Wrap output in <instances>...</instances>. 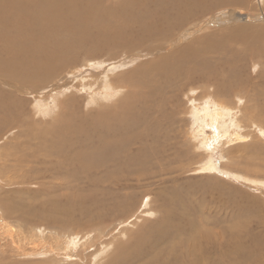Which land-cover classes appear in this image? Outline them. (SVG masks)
I'll list each match as a JSON object with an SVG mask.
<instances>
[{
  "label": "bare ground",
  "instance_id": "1",
  "mask_svg": "<svg viewBox=\"0 0 264 264\" xmlns=\"http://www.w3.org/2000/svg\"><path fill=\"white\" fill-rule=\"evenodd\" d=\"M105 1L0 0V40H3V46L0 48V77L6 80L7 78L13 79L17 82H39L41 84L55 74H65L67 69H75L72 71L74 72L82 66L89 65L87 71L91 72V76H82L79 78L81 81L77 84V89L81 90L82 95H64L62 106H65L67 113L62 107L64 112L57 117L58 114L51 108L52 106H49L51 109H45L51 115L49 116L52 118L51 122L58 119L50 129L47 127L46 129L40 128L39 126L37 129L38 134L35 136L45 140L39 145L35 144L29 158L25 156V159L35 158L37 160L35 157L38 154L37 152H42V158L44 159L41 164L42 167L31 169L33 173L36 171L38 173L35 174L43 176L42 174L45 175V173L50 172L49 175L51 174L52 178L59 182L58 184L81 185V183H84L90 187H95V191H106L104 194L105 200L102 198L97 200L95 197L93 200L97 205H100V208L119 212L121 217H125L136 206L135 204L131 210V206L134 205L132 201L134 197L129 194L130 186L127 183L135 182L133 186L137 188L138 184L146 181L145 176L147 180L153 179L155 181L153 183L162 181L160 177L168 175L172 171L170 166L181 159L176 158L173 153H169L164 157L161 156L160 144L158 145L156 142L158 140L164 145L165 149H168L165 144L168 136L166 133L161 135L160 132L161 129L165 131L168 128V124L162 125L161 121L165 119L167 122V116L164 114L166 113L167 104L162 102V96L168 93L181 92L183 94L181 96L184 97L183 90L188 87L187 85L196 84V75L205 77L208 81L215 80V89L212 86L208 88V85H206V91L203 90V94L200 92L203 96L197 97L198 102L196 103L198 104L196 105H199V107H194L190 113L197 122L202 123L206 120L209 124L207 126L213 131V140H216L218 145H226L232 139L237 143L241 140L264 138V125L262 120H255L256 111L253 107L250 106L249 111L248 106L236 107L234 102V104L229 101L227 103L222 98L229 95H233L236 99H239V96L249 97V90L245 87L247 84L243 83L242 79L237 76L235 69H239L238 64L247 60L246 57L249 58L248 60L252 59L251 61L258 57L264 58V48L257 45L258 40H256L261 37L260 34L264 35V30L257 27L264 24V13L259 16L261 17V23L254 24L252 23L254 19L251 18L240 19L242 22L238 24L232 21L224 22L222 25L226 26L223 28L224 32L220 33L219 43L213 39H204L202 43L200 42L201 44H197L202 46L201 49L191 43H185L186 45L180 44L176 51L166 53L164 50L167 48V44H171V41L178 36L183 38L187 36L189 32L185 29L192 26L195 20L202 18L201 15L204 13L216 7L218 9L219 7L228 8L229 5L238 8V12L244 13L242 10L248 6L246 5L248 0H122L112 6L107 5ZM259 2L261 4V1ZM240 9L241 11H239ZM250 25H254L255 28H251ZM193 26L195 25L193 24ZM14 29H22L23 32L20 31V33L27 32L24 39H20L19 37L23 34L19 36L16 31L14 38H12ZM251 33L256 37V41L253 45L248 46L251 42V36H249ZM206 35L208 37L212 36L204 34L202 37ZM11 39L16 42L11 43L13 42ZM196 40L194 39L195 42ZM142 42L147 43V46ZM238 46H242L243 50L239 51L236 48ZM155 52L163 54L153 61L150 60L151 62H144L132 68L130 71H115V68L113 70L110 67L112 71L105 74V72H100V70L91 67V65L100 63L99 60L104 57H107L112 65L114 63L125 64V59L139 56L141 60L142 55L145 58ZM212 53H215L217 57L220 56L218 57L220 59L218 63H221L224 59L222 62L225 63L223 64L225 70H221L220 74H217V72L212 73L211 66L213 64L209 63L207 59H212ZM81 56H85V58L80 59ZM152 72L159 73L163 82L157 81L155 77L156 84L153 87L152 84L147 87L149 84H146L144 76H149ZM17 87L25 89L24 86ZM15 90L17 92L22 91L20 89ZM6 93H9L8 90ZM25 93L27 94V92ZM0 94H3V92H0ZM57 96H59V93ZM210 96L215 97L214 101L220 98L222 100H217L218 103L216 104L209 105L207 103L208 105H205V99ZM15 98L11 94L8 97L9 100L5 99L7 103L0 99V130L13 117V114L9 112H12L13 106L16 105L14 102L17 99L13 100ZM79 99L85 100L83 103L85 108L89 105L90 109L95 110L96 119H92L96 115L95 113H80L74 110V105H81ZM246 101L250 103V99ZM113 105L115 110L111 112ZM253 128H256L257 131ZM261 128L262 130H260ZM5 131V128L0 131V141L5 137ZM259 133H261L262 138L258 135ZM26 135L29 136L27 138L30 140L34 139V134ZM203 142H198V146H202V148L197 147V149L206 152V148L210 149L211 145L209 143L205 145V142ZM233 148L236 149L235 146ZM180 154L181 152L177 155L180 157ZM18 160H22V157ZM210 160L209 162L206 161L208 163L206 169L214 171L216 168L212 166V160ZM237 178L240 177L237 175ZM241 178L243 179V177ZM124 199H127V201L122 202ZM117 201L119 202L117 203ZM128 201L130 202L129 205H125L124 202ZM162 203L164 208L161 210L162 216L152 226L147 229L144 225L141 226V229H138L137 232L134 231L136 233L133 238L132 231L129 228L123 227L124 229L120 230L122 234L128 236V240L132 238L131 240L134 241V246L130 248L131 252L133 250L132 254L140 251V246L144 244L149 245V251H152L158 245L161 246V244L166 243L165 251L170 252L168 257L178 256L179 258L182 253L183 264H197L199 258L197 254L204 253L203 244L208 241L207 232L205 229L201 230V228L206 227L208 222L206 223L205 220L200 221V219L199 222L192 217L189 218L196 211L184 207L179 202L176 203V209L171 207V203L166 199L162 200ZM148 204L147 215L151 210V204ZM109 206H112V208H108ZM150 215L152 214L150 213ZM141 218L144 219V216L138 213L128 219L129 221L125 219L128 222L127 225L132 228L135 222H139ZM0 225H4L3 220H0ZM6 229L10 234L14 233L12 227ZM103 232L104 230L101 233ZM83 237H87L86 240L90 238L88 234ZM121 237L123 236L117 239L120 240ZM72 240V237H70V241L65 239L64 245L66 248L68 244L73 242ZM228 240H224V242L226 241L225 244L221 243L220 246L225 245V248L233 250V253L235 251L239 252L241 245L236 241L233 246L232 244L230 246ZM87 242L89 241L84 242L85 246H87ZM21 243L26 248L30 244L25 240H22ZM112 245L103 244L101 248H104V250L100 256L111 249L118 251V248L114 250V245V248H111ZM123 249L125 248H121V250ZM36 250V255H45L40 252L43 250L42 248ZM238 257L237 260L240 259L239 255ZM241 257L244 256L241 255ZM246 258L245 261H247ZM208 260L202 262H208ZM240 260L239 262H241ZM186 261H189V263H186ZM234 262L236 263V261Z\"/></svg>",
  "mask_w": 264,
  "mask_h": 264
},
{
  "label": "rangeland",
  "instance_id": "2",
  "mask_svg": "<svg viewBox=\"0 0 264 264\" xmlns=\"http://www.w3.org/2000/svg\"><path fill=\"white\" fill-rule=\"evenodd\" d=\"M120 1L122 0H106L105 2L107 5L112 6ZM259 1H261V4ZM246 5L248 6L242 10L244 13L238 12V8H234L232 5H229L232 7L228 6V8L219 7L218 9L216 7L204 13L201 15V17L203 16L202 18L193 22L195 26L192 24V26L185 29L189 32L187 36L183 38L177 35L178 37L171 41V44H167V48H165L164 52L172 53L178 49L180 44L185 43H191L201 49L202 46L200 44L204 39H213L219 43L220 33L224 32L223 28L226 26L222 24L227 21L238 24L242 22L240 19L245 20V18H251L254 19L252 23H261V17L259 16L264 13V0L263 2L262 0H248ZM239 11H241V9ZM257 27L264 30V24L258 25ZM251 28H255V26L253 25ZM21 30L22 29H14L12 38H14L16 31V34L19 36L23 34V36L19 38L24 39V35L27 32L20 33ZM204 34L212 36L208 37L206 35L208 38L206 36L202 37ZM260 35L261 37L256 39L253 33H251L249 35L251 36V42L248 46L253 45L254 42L258 40L257 45L264 48V35ZM194 39L198 41L196 40L195 42ZM11 41H13L11 43L16 42L14 39H11ZM0 43V48H2L3 40H0ZM198 43L200 44L197 45ZM145 44L147 46V43ZM236 48L239 49V51L243 50L242 46ZM239 51L237 50V52ZM162 54L161 52H155L145 58L143 55H140L142 57L141 60L139 56H137L131 59H125V64L114 63L113 65L107 57H104L99 60L100 63L91 65V67L95 68V70H100V72L103 71L105 74L108 71H112V68L113 70L115 68V71H130L132 68L144 62L148 63L155 60L156 57ZM211 55L212 59H207L209 63L213 64L211 66L212 73L217 72V74H220L222 72L221 70H225L223 69V66H225L223 64L225 63L222 62L224 59L221 63H218V60H220L218 57L220 56H215V53ZM84 58L85 56L80 57V59ZM246 59L247 60L240 62V64H238V66H240L239 69L236 68L235 70L237 76L242 79V82L247 84L245 87L249 90V97L239 96V99H236L233 95H229L228 97L222 98L226 102H234L235 104H233L236 107L248 106L249 111L250 108L253 107L256 111L254 115L255 120H262V124L264 125V58H254L253 61H251L252 59L248 60L249 58L247 57ZM83 63L84 61L82 64ZM88 66L89 65L85 67L82 66L74 72L72 71L75 69H67L65 70V74H55L51 76L49 80L41 84L39 82H34L35 84L21 81L17 82L9 78H7V82L6 79H1L0 77V92H3V94H0V99L7 103L5 99H8L11 94L16 97L13 100L17 99V103L14 102L16 105L14 104L15 106L12 108L13 113L9 112L13 114L12 119L2 128L6 129L5 137L2 139L3 141L1 140L2 142L0 141V220L4 222V225H0V264H183L181 257L182 253L179 258L178 256L168 257V253L170 252L165 251L167 247L166 243L161 244V246L158 245L152 251H149V245L147 246V244L140 246L141 250L134 254H132L133 250L131 252L130 249L134 246V241L131 239L134 237L137 230L141 229L143 225L145 229H147L160 219L162 216L161 210L164 209L162 203L164 199L171 203V207H175V209L177 206L176 203L179 202L184 207L196 211L194 215L189 216V218L192 217L194 220L199 221L200 219V221L205 220L206 223L208 222L206 227L201 228V230L205 229L207 232L208 241L203 244L204 253L201 255L200 253L197 254L199 257L198 260L196 259L197 264H264V138H262L261 133H259L258 135H260L262 139L241 140L237 143L232 139L228 141L229 145L226 143V145L220 146L216 140H213V131L207 126L209 124L206 120L202 123L197 122L192 113H190L191 109L199 107V105H196L198 104L196 103L198 102L197 97L203 96V90L206 91V85H208V88L212 86L213 89H215V80L208 81L205 77L203 78L200 75H196V84L187 85L188 87L183 90L184 97L181 96L183 95L181 92L168 93L162 96V102L167 104L166 113H164L167 116V122L165 119L161 121L162 125L168 124V128L165 129V131L161 129L160 132L161 135H165L166 133L168 136L165 142L168 149H165L164 145L158 140L156 142L158 145L160 144L161 156L164 157L169 153H173L176 158L181 159L179 162L170 166L172 167V171L168 173V175H162L160 177L162 181L153 183V179L147 180L145 176L146 181L138 184L137 188L133 186L135 182L127 183L128 186H130L128 192L134 197V199H132L134 205L131 206V210L134 208L135 204L136 206L131 212L127 213L125 217H121L119 212L100 208V205H97L93 200L94 197L97 200L101 198L105 200L106 197L104 194L106 191H95V187H90L84 183H81V185L58 184L59 182L54 180L51 174L49 175L50 172L45 173V175L42 174L43 176H41V174H35L38 172L35 171L33 173L31 171L33 168H40L44 160L42 158V152H37L38 154L35 156L37 160H35L34 157V159H28L34 145H39L45 140L36 137L38 134L37 129L39 126L40 128L46 129L47 127L50 129L58 119L51 122L52 118L49 117L51 115L46 112L45 109L52 106L51 108L58 114L57 117L64 111L67 113L65 106H62L64 104L63 98L66 95H82L81 90L77 89V84L81 81L79 78L82 76H91V72L87 71ZM67 72H69V74H67ZM160 76L161 75L157 72H152L149 76L145 75L144 80L146 84H149L147 87L151 84L153 87L156 84L154 80L155 77L157 81L163 82ZM17 86H24L25 89H21ZM15 89H20L22 91L17 92ZM7 90L9 92L8 94L6 93ZM24 92H27V94H24ZM144 92L146 91L144 90ZM200 92L203 93L200 94ZM58 93L59 96H57ZM214 98L215 97L212 96L207 97L204 104H216L221 99H216L214 101ZM247 99H250V103L246 101ZM84 101V99H79L81 105H74V110L80 113L88 112L96 114L95 110L90 109L89 105L86 106L87 108L83 106ZM62 107L65 109L64 111ZM187 109L188 111L186 112ZM114 110L115 107L113 105L111 112ZM96 117L97 114L92 117V119H96ZM253 130H256V128H253ZM260 130H262V128ZM26 134H34V139L30 140L27 138L28 135ZM208 138L210 140H207ZM201 141L205 145H207L206 143L211 145L210 149L208 147L206 148V152L197 149V147L200 149L202 148V146H198V142ZM204 144L202 145L205 146ZM234 146L236 149L233 148ZM179 152H181L180 157L177 155ZM25 156L28 158L25 159ZM20 157H22V160H18ZM210 159L212 160V166L216 168L214 171L206 169L207 162H209ZM5 163L6 165H4ZM36 163L40 165L38 166ZM237 175L240 178L243 177V179H236ZM234 179H236V181H234ZM123 201H127V199L122 200V202ZM118 202L119 201H117V203ZM129 203V201L124 202L125 205H129ZM148 203L151 204L149 216L147 215V208H149ZM108 208H112V206ZM138 213L142 214L144 219L141 218L139 222H135L134 226L131 228L127 225V220ZM150 213L152 215H150ZM143 221H145L146 224L143 223ZM8 227L14 229V235L7 231L6 228ZM123 227L126 229L129 228L132 231V238H129L131 242L127 239V235L121 233L120 230L124 229ZM103 230L104 232L101 233ZM87 234L90 237L88 240H86L87 237H83L87 236ZM120 236L123 237H121L120 240L117 239L118 237L120 238ZM70 237L73 238V242L68 244L66 248L64 241L65 239L70 241ZM198 238L203 240L199 236ZM227 239H229V245L232 244V246L237 241L239 245H241L240 251H235V253H233L234 251L226 249L225 245L220 246L221 243L225 244ZM22 240L30 243L28 248L21 243ZM224 240L226 241L224 242ZM83 241H89L90 243L87 242V246H85ZM119 243H124V247ZM103 244H113L115 248L113 245L111 248H114V250L118 248V251H113V249H111L109 252L100 256L101 252L104 250V248H101ZM37 248H42L44 252L43 250L40 252L45 255H36L35 251H37ZM121 248H125L128 251L126 252L125 249L121 250ZM238 255L240 259H243L237 260ZM241 255L244 257H241ZM245 258L247 261H245ZM203 260H208V262L205 261L203 263ZM239 260L241 262H239ZM234 261H236V263ZM186 263H189V261H186Z\"/></svg>",
  "mask_w": 264,
  "mask_h": 264
}]
</instances>
